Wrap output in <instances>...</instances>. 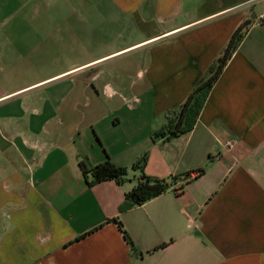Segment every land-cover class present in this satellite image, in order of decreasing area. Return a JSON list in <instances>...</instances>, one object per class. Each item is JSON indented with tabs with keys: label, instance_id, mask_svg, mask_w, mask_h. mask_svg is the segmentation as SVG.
<instances>
[{
	"label": "crops",
	"instance_id": "1",
	"mask_svg": "<svg viewBox=\"0 0 264 264\" xmlns=\"http://www.w3.org/2000/svg\"><path fill=\"white\" fill-rule=\"evenodd\" d=\"M142 173L171 185L123 210ZM0 264H264V0H0Z\"/></svg>",
	"mask_w": 264,
	"mask_h": 264
},
{
	"label": "trees",
	"instance_id": "2",
	"mask_svg": "<svg viewBox=\"0 0 264 264\" xmlns=\"http://www.w3.org/2000/svg\"><path fill=\"white\" fill-rule=\"evenodd\" d=\"M248 23V21L244 22L235 30L226 48L224 49L223 54L219 57L218 63L211 68L210 75L196 86L194 91L181 106L178 115L176 117L170 118L168 124L163 130L155 132L156 136L165 135L167 132L170 136H175L186 132L193 127L196 116L203 107L212 85L216 82L226 63L244 38ZM146 160L147 153H145L140 160L135 162L132 168H142L145 165ZM80 165L85 178L91 176V180L87 181L89 185L108 179H113L118 183H122L125 181V178L128 174L127 167L118 166L110 160H106L103 163L91 168L88 167L84 162H81ZM198 172L201 173V171ZM170 185L171 182L166 179L153 178L142 173L136 186H134L132 190L125 194L122 209L125 210L130 207L143 204L149 199H152L165 192L170 187ZM119 223L122 231L124 232V236L131 240L128 232L123 227L122 222ZM160 246L162 245H159L156 248H159Z\"/></svg>",
	"mask_w": 264,
	"mask_h": 264
},
{
	"label": "built area",
	"instance_id": "3",
	"mask_svg": "<svg viewBox=\"0 0 264 264\" xmlns=\"http://www.w3.org/2000/svg\"><path fill=\"white\" fill-rule=\"evenodd\" d=\"M193 174H194V175H198V174H199V172H198V171H195Z\"/></svg>",
	"mask_w": 264,
	"mask_h": 264
}]
</instances>
